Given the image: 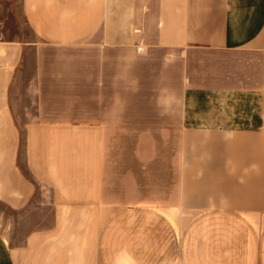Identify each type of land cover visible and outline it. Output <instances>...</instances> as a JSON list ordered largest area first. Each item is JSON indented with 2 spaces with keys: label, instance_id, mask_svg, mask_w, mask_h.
<instances>
[{
  "label": "crops",
  "instance_id": "obj_1",
  "mask_svg": "<svg viewBox=\"0 0 264 264\" xmlns=\"http://www.w3.org/2000/svg\"><path fill=\"white\" fill-rule=\"evenodd\" d=\"M21 13L33 40L0 39V204L39 194L52 221L0 232V264H264V0Z\"/></svg>",
  "mask_w": 264,
  "mask_h": 264
},
{
  "label": "rangeland",
  "instance_id": "obj_2",
  "mask_svg": "<svg viewBox=\"0 0 264 264\" xmlns=\"http://www.w3.org/2000/svg\"><path fill=\"white\" fill-rule=\"evenodd\" d=\"M0 39L33 40L23 22L21 0H0ZM16 120L22 125L23 115L18 113ZM41 201L36 195L30 206L20 212H12L0 204V232L10 247L21 245L28 233L50 227V206Z\"/></svg>",
  "mask_w": 264,
  "mask_h": 264
},
{
  "label": "built area",
  "instance_id": "obj_3",
  "mask_svg": "<svg viewBox=\"0 0 264 264\" xmlns=\"http://www.w3.org/2000/svg\"><path fill=\"white\" fill-rule=\"evenodd\" d=\"M139 51H141L142 49L141 48H138Z\"/></svg>",
  "mask_w": 264,
  "mask_h": 264
},
{
  "label": "trees",
  "instance_id": "obj_4",
  "mask_svg": "<svg viewBox=\"0 0 264 264\" xmlns=\"http://www.w3.org/2000/svg\"><path fill=\"white\" fill-rule=\"evenodd\" d=\"M19 246V245H18Z\"/></svg>",
  "mask_w": 264,
  "mask_h": 264
}]
</instances>
